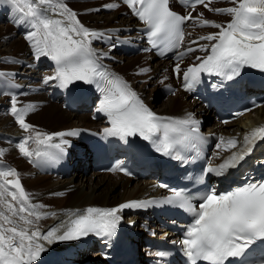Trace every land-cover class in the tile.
<instances>
[{
	"label": "snow or ice",
	"instance_id": "obj_1",
	"mask_svg": "<svg viewBox=\"0 0 264 264\" xmlns=\"http://www.w3.org/2000/svg\"><path fill=\"white\" fill-rule=\"evenodd\" d=\"M20 14L18 23L26 24L29 31L26 39L32 42L36 59L42 56L50 57L55 62V75L45 76L44 83L58 80L60 85L67 87L75 81L95 84L103 94L98 111L105 113L111 122V127L105 129L109 135L127 139L129 136L139 134L147 140H151L161 128L165 129L162 141V150L168 152L174 146V141L169 138V130L185 133V138L198 132L197 127L187 128L188 125H198V121L189 116L173 124H166L165 118L158 116L139 98L131 86L122 77L110 72L99 63L95 50L91 47V38L102 37L103 33L85 27L77 19V14L67 7L62 0L53 4V0H9ZM140 20L150 26L149 36L151 43L156 45L163 43L169 47H178L184 33L181 24L192 19L188 16L178 15L168 8L169 0H123ZM210 3L211 0H208ZM195 3L208 6L206 0H195ZM195 3L192 5L195 8ZM24 4L27 8L22 7ZM140 5V7H136ZM107 8L119 7L118 4L105 5ZM217 12H227L233 15V19L226 27L216 24L214 21L203 20V25L220 27L219 33L201 37V40L216 43L210 46V53L201 60L198 65L187 68L183 73L189 81L199 79L201 72L224 75L228 79L240 74L245 66L264 70V0H239L238 7L227 9H214ZM53 14L65 17L53 18ZM202 15V14H201ZM196 44L197 41H192ZM115 47V45H113ZM201 50L208 51L206 46L200 45ZM195 51L194 48L187 49ZM186 53H180L182 58ZM103 55H107L106 53ZM142 73L149 69H141ZM174 72L180 74V64L177 63ZM34 106L18 109L16 100L12 98L11 113L16 117L20 127L24 130L35 126L25 122V116ZM77 130L57 132L51 136L45 135L43 140L38 139L39 144H45L53 136L64 137L77 135ZM41 133L37 132L39 138ZM31 136L24 138L19 145L20 151L28 157L33 155L26 143ZM264 139V127H257L243 138V147L234 152L216 167L209 166L208 173L222 175L228 168L236 167L252 150L253 141ZM68 141H61L67 144ZM236 138H230L227 144L235 148L238 144ZM61 144L52 145L61 152L64 149ZM3 150H0V155ZM37 156L49 155L47 152L37 151ZM0 175H17L15 170L9 169L0 172ZM7 185H14L17 191L10 193L12 200H20V207L11 201L4 203L12 216H19V221L25 225H32L33 221L20 215L27 211L24 202L28 200L19 179L5 181ZM173 194L167 197L166 202L175 203L184 208L193 217V222L185 232V238L180 242L184 246L186 256L190 264L198 261L206 264H226L230 258L240 257L245 254L250 245L257 241H264V181H249L242 187L234 188L227 192L217 193L214 188L209 189L199 197H193L173 189ZM4 193L0 192V197ZM193 199H198V206ZM147 202L130 201L114 208L88 207L82 214L74 213L75 218L67 222L66 230L62 234L58 228H52L41 236L38 228L29 231L28 227L20 225L11 216L0 212V264H33L45 251L44 245L39 242L42 238L49 244L55 241H73L88 236L90 233L99 236L114 233L120 216L117 214L123 209L144 207ZM36 207V206H33ZM39 219L40 213H35ZM46 215V214H45ZM6 225H12L6 227ZM163 256L164 253H159ZM264 264V261L261 262Z\"/></svg>",
	"mask_w": 264,
	"mask_h": 264
},
{
	"label": "bare ground",
	"instance_id": "obj_2",
	"mask_svg": "<svg viewBox=\"0 0 264 264\" xmlns=\"http://www.w3.org/2000/svg\"><path fill=\"white\" fill-rule=\"evenodd\" d=\"M68 1V2H66ZM90 1V2H89ZM97 2H91V0H82L80 1H74V0H62L63 3L67 4V7L71 9L73 12L77 14V19L80 21L81 24H83L85 27L95 30V31H104L109 28H118L121 26H129L131 25L134 20L131 16H129L127 13H129V9H123L120 13L119 12H112L111 14L104 13L103 10L100 8V4L107 2L108 0H94ZM208 2V0H206ZM61 2V0L59 1ZM57 0H53L54 5L59 3ZM79 2V3H77ZM223 6L228 5L227 1L222 2ZM215 4V3H214ZM97 5V6H96ZM217 5V4H215ZM22 7H26L24 4H21ZM222 6V5H221ZM216 6V7H221ZM122 14V16H120ZM2 16H0V19ZM53 18H59L64 19L63 17L53 14ZM216 20H222L220 17H216ZM1 21V20H0ZM68 21L65 20V24H67ZM191 22H188L187 25H189ZM223 21V25H224ZM20 30V29H19ZM18 29H15L13 26H11L9 23H0V55L5 54H13V55H19V53L24 52L23 58L30 59V56L26 57V55H29L30 50L35 52L34 47L32 45H29L26 47V44L24 42V38L22 37V34L16 33L19 32ZM134 30V29H133ZM6 33V34H5ZM23 33V32H22ZM130 35H135V33H130ZM96 40L95 43L98 42V47L96 45L91 46L93 49H95L98 52V55L102 59V57L110 56L112 57V60H103V62L107 66H113V67H122L124 65H129L131 70L128 72L125 70V73H128V76H126L124 79L127 80L128 77L131 79L139 81L140 79L144 78V76H141L137 73V69L134 68V65H136L135 61H137L136 57H127L125 54L127 52H122V54H117L116 52L119 50L118 48H111V47H104L102 44V41L99 38H91ZM211 42V41H207ZM94 43V44H95ZM107 55H103V54ZM143 55V54H142ZM196 55H200L199 52L195 53ZM132 56V55H130ZM141 56V55H139ZM146 58H148L146 56ZM155 56L152 57V59L149 60H143L145 61L147 66H152V73H147L146 77L150 76H156V79H153L151 81V84L148 85L149 88L146 87V84L142 85V91L148 93V101L151 100V106L154 107L155 111H160L161 113H167V112H173L176 110H180L182 108L188 107V109H193L197 112H199V117H201V128L203 132L206 134L218 132V131H227V132H234L235 136L238 140L241 138H244V135L246 133H250L252 130H254L257 127H264V107L258 108L253 112H250L249 114L245 115L244 117L240 118L239 120L233 122L232 125L229 126H220L218 128V123L215 122V117L211 124H208L206 130H204V125L207 121V119H210L211 113H213L214 116L218 115L215 113V108L212 105V100L208 98L209 106L208 108L204 109L200 105V102L197 100H192L191 98L193 96H188L187 93L184 94L183 92L178 93L175 96H170L165 103L156 104V102L153 101L150 94L156 89L157 83H158V73L161 72V68H167L170 65V61L163 60L159 61L156 60L153 62ZM47 61H40L39 68L40 72H43L41 69H47ZM145 69V68H142ZM141 70V69H140ZM139 70V72H140ZM27 76L37 74V70H22ZM45 72H49L48 70H45ZM169 76V74H167ZM165 77V79L168 78ZM21 83H26V79H19ZM36 85L39 84L37 82H34ZM243 88L246 90V94L244 95V99H251L254 96H257L259 94H264V82H262L261 79L255 76H245ZM263 89V90H262ZM91 93V91L86 90H80V88L74 90L72 92V98L70 100V107L75 103L74 107H77L75 110L68 111L70 113H66L65 111H59L57 109L56 104L49 103L48 106L45 108H42L40 111L42 112L40 114L41 117L44 118V120L48 121H54L53 123H62L63 126L59 128H50L49 131H59L63 129H72V128H93L90 126L91 121L89 118H87V113L82 112H76L79 111L78 109L81 108L84 111L87 105L91 102L93 103V97L92 94L90 99L88 100L87 95ZM191 97V98H189ZM250 97V98H249ZM38 98H43L42 96H39ZM166 99V98H165ZM4 100V98L0 97V107L1 103ZM95 105V104H94ZM245 108V107H244ZM74 109V108H71ZM243 109V108H241ZM75 111V112H74ZM63 112V113H62ZM66 113V114H65ZM77 113H81V115L77 116ZM99 119V117H97ZM25 122L27 123V118L25 117ZM46 125V124H43ZM66 125V126H65ZM3 126H7L8 129H3ZM0 130L10 132V133H17L22 135L28 130H24L20 127L19 123L17 122L16 118L12 116H7V118L4 117L3 114H0ZM35 131V129H33ZM57 140H62L61 138H56ZM73 143H75L78 148L73 149L70 151L68 159L70 161L69 167L67 168L68 172H70L69 177L65 176L66 172H61L63 176H56V175H41L37 173L35 177L26 179L27 180V188L24 189L25 193L27 191L28 193V200L24 202V206L27 207V204H34L35 207V213H40L39 219L36 218L35 213L32 215L35 219V223L32 225H25L22 221H19V216H12V214L8 211L6 205L2 202H0V212H3L4 215L11 216L13 220H16L20 223V225L24 227H28L29 231H33L36 228L39 229L41 236L43 234H46V232L52 228H58L59 232L57 234H62L64 230H66L67 222L70 221V219H74V213L82 214L84 209H87L88 207H96L95 205L99 206H116L119 205L121 202L131 200L133 198H137L143 195H150L154 193H158L161 191L159 188H154L150 184H152L155 176H152L150 178L145 177V181H137V183H134V179L131 178H125L121 175L117 176L116 178H112L110 174H98L95 173L92 167V173L88 174L87 171L89 170L90 166L98 164L100 159L97 158V162L93 160V152L90 151V147L88 144L78 141L76 139H71ZM243 139L241 140V142ZM1 143V142H0ZM212 143L215 144L216 141L212 140ZM256 143V142H254ZM7 147L8 152L13 156L15 148L17 144H10V143H2ZM254 145V144H252ZM27 147V146H26ZM238 148V147H237ZM29 150V147H27ZM237 149L233 148L232 151H230L229 156H231ZM115 153H111V156ZM264 154V149H263ZM226 156V155H225ZM224 156V157H225ZM255 157V156H254ZM143 159V155L139 154V161L135 163V174L138 178H141V175L138 172V167L140 166V161ZM146 161H150L149 159H146ZM83 163L86 168L87 174H84V169L81 173H78V171H75V165ZM152 165L154 169L147 170L145 167H141L140 173L151 172L152 174H157L158 176H162L161 173H163L164 170L170 171V173H166V175H174L176 174L175 167H169V166H163L161 164L157 165L152 161ZM139 165V166H138ZM248 167V164H246L243 168ZM229 168L226 170L228 171ZM74 171V172H73ZM241 171V170H240ZM240 171L238 172V175L240 174ZM73 172V173H72ZM157 176V177H158ZM263 177V176H262ZM13 175H9L6 178L7 180H14ZM212 177H209L207 180V184L209 183V180ZM151 179V180H147ZM43 180H48V186L46 187L49 189L48 191H51L53 193H60V198H52L48 193H45L42 191V188H37L33 185L39 184V182ZM235 178H233L229 183H227L225 186H228L230 184H233ZM136 181V180H135ZM161 182L168 183L170 185L171 182L169 180H161ZM237 184H234L235 186ZM243 185V184H242ZM9 185H4L3 187H0V192H3V197H0V201H11L19 210L20 207V200L17 199L15 201L12 200V197L10 195L11 192H7V189ZM117 188L119 189V192H117ZM224 188L223 186L220 187V190ZM44 189V188H43ZM15 191L18 192L16 189ZM30 191V193H29ZM52 193V194H53ZM69 195V198H68ZM44 205V206H42ZM127 213H130L128 211H124L121 214V219L123 221V224H129L130 222L134 223L133 228L130 229L132 233H136V240L137 245L136 249H124L122 251V260L123 264H146V261H148L151 258H154V256L157 254L159 249H167L163 247V244L161 242H157L155 240H151L150 238L156 239L155 237H150L149 235H143L145 232L144 228L141 226V223L143 222L140 217L144 216L141 212H137L134 216L133 214H130L129 216H126ZM46 214V215H45ZM20 215H23L25 217H29V215H26L24 213H21ZM160 215L167 217L169 220H178L180 222H184L185 220L178 219L177 216L173 213H167V212H161ZM169 216H175L174 218H170ZM180 216V215H179ZM155 226L152 225V223H148L150 228L152 229L153 226L156 229V234L158 237V233L163 234L165 231L164 227H161L158 223V217L155 216ZM140 221V225L136 226V224ZM2 222V220H0ZM162 224V223H161ZM12 225H6V227H10ZM124 226V225H123ZM122 226V228H123ZM131 226H125V228L128 230ZM158 232V233H157ZM169 235V232L166 233ZM143 236V237H142ZM144 239L143 246L140 247L141 239ZM85 242L84 247L78 251L77 258L74 261H71L70 259H65L64 252L60 251L61 249H70L71 251L76 250L77 243H73V241H69L66 245H61L58 242L55 241L51 244H49L47 241H44L42 238L39 240L40 243L44 245L45 251L42 252V256L47 255L49 252L53 251L57 252L55 254V262L54 264H109L107 260H105L102 255L98 252L101 250L100 247H98L96 250L92 249L89 252H92L91 254H94L91 259L94 260V262L89 263L88 261H84V259L87 260V258H83L80 255L84 253H87L88 249H91L92 246L96 245V240L94 238H89L88 240L84 239L82 240ZM133 243V242H132ZM98 246V245H97ZM257 250H253L249 255L252 256L254 253H256ZM119 253L117 254V256ZM68 258V257H67ZM182 258H178L173 261H171V264H178L176 262L181 261ZM81 260V261H77ZM99 260L101 262H99ZM76 262V263H75ZM80 262V263H79ZM82 262V263H81ZM137 262V263H136ZM37 261H34L33 264H37Z\"/></svg>",
	"mask_w": 264,
	"mask_h": 264
},
{
	"label": "rangeland",
	"instance_id": "obj_3",
	"mask_svg": "<svg viewBox=\"0 0 264 264\" xmlns=\"http://www.w3.org/2000/svg\"><path fill=\"white\" fill-rule=\"evenodd\" d=\"M60 1V0H59ZM75 1V0H74ZM76 1H82V0H76ZM97 2V1H94V0H91V2ZM90 2V1H89ZM77 3H79V2H77ZM101 6H102V4H100ZM97 6V5H96ZM110 14V13H109ZM120 16H122V14H120ZM64 18V20H66V18L65 17H63ZM67 21V20H66ZM4 22H6V18H3L1 21H0V23H4ZM135 32V31H134ZM17 34L18 33H20L21 34V31L19 30V32H16ZM6 34V33H5ZM117 54H121L122 53V51L121 50H118L117 52H116ZM139 55H137V56H128L127 55V57H138ZM139 60H140V57H139ZM156 60H159V58L158 57H155L154 58V60H153V62H155ZM135 62H138V60L137 61H135ZM141 62V61H140ZM144 64H145V66H143V68H145V69H149V71H147L148 73H152V66L150 67H148L147 66V64H146V62L144 61L143 62ZM143 63L142 64H140L141 65V67H142V65H143ZM127 66V65H126ZM126 66H122L121 67V69H125V68H127ZM127 70V69H126ZM128 71V70H127ZM153 79H156V76H150V82H149V85L151 84V81L153 80ZM142 82H144V81H139L138 83H142ZM263 90V89H262ZM150 96H151V98L153 99V101L154 102H156V104L158 103V104H161V103H165V101L169 98H166L165 99V96H164V93L161 91V89H160V86L158 85V86H156V89L150 94ZM189 98H191V97H189ZM96 100H97V97L96 96H94V98H93V103H91L89 106H87L86 107V111L88 112V111H90L91 109H92V107H93V105L95 104V102H96ZM52 103V102H51ZM54 104H56V106H57V109L60 111H65L62 107H61V104L60 103H58L57 101H55V102H53ZM49 105V104H48ZM48 105H42L43 107H39L40 108V110L42 109V108H45L46 106H48ZM40 110H38V108L37 109H34V110H31V111H33V112H30L29 114H27V117H31V116H33V117H31V119H30V121H32V122H34L33 124H35L36 126V129H35V132H40V133H42V132H44V131H46V129L48 128V129H50V128H53L54 127V129L55 128H59V127H62L63 125V122L62 123H53L54 121H48V122H46L47 120H44V118L43 117H41L40 116V114L42 113ZM79 111H76V112H82L83 111V109H81V108H79L78 109ZM82 110V111H81ZM63 113V112H62ZM66 113H70V112H66ZM65 113V114H66ZM78 115H81V113H77V116ZM7 116H9V115H7V114H4V117L5 118H7ZM87 118H89L88 117V115H87ZM213 119H214V115H213V113H211V115H210V119H207V121H206V123H205V125H204V130H206V128H207V126H208V124H211L212 123V121H213ZM102 120V118H100L99 119V121H101ZM91 121V124H97L95 121H93V120H90ZM43 124H46V125H43ZM66 126V125H65ZM3 129H8V127L7 126H3L2 127ZM32 129H34V128H32ZM42 131V132H41ZM28 132L29 133H31L32 131H30V130H28ZM33 133V132H32ZM1 143H6V142H2V141H0ZM0 143V144H1ZM16 149H18V148H16ZM0 150H2V148H1V146H0ZM0 156H2V157H4V158H6V159H9L10 161H12L15 165H16V167H18L19 166V168H18V174H17V176H15V175H13L14 176V180L15 179H19V181H20V184H21V186L23 187V189H26L27 188V180L26 179H30V178H33V177H35V173L33 172V170H32V167H31V165L29 164V162L27 161V160H25L24 158H23V153L20 151V152H17V154H15L14 153V156H10L9 155V153H8V151H6V150H4L3 151V154L2 155H0ZM29 165V166H28ZM84 168H86V166H84L83 165V163L81 162L80 164H76L75 165V168H74V170L75 171H78V173H81L82 172V170L84 169ZM74 172V171H73ZM72 172V173H73ZM84 174H91L92 173V166H90V168H89V170L87 171V173H86V170L84 169ZM156 175V174H155ZM9 176V175H8ZM152 176H154V174H146V175H142L141 176V178H145V177H148V178H150V177H152ZM69 177V176H68ZM116 178V176H113L112 175V178ZM6 178L7 177H4V176H2V175H0V187H3L6 183H5V181H6ZM148 180V179H147ZM48 180H43V181H41V182H39V184H37V185H33V186H35L36 188L34 189V190H36L37 188H42L41 190L42 191H44L45 193H48L49 195H50V197H52V198H55V199H57V198H60L61 196V194L59 193V195H58V193H53V192H51V191H48L49 189H47L46 187L48 186ZM134 183L136 184L137 183V181H134ZM9 186H12V187H8V188H6L7 189V192H12V191H15L16 189H15V187H14V185H9ZM44 188V189H43ZM118 190H117V192H119V189L120 188H117ZM26 193H27V191H26ZM29 193H30V191H29ZM53 193V194H52ZM28 194V193H27ZM68 198H69V195H68ZM26 209H27V211H25L24 212V214H26V215H29V217H28V219H30V220H34V217L32 216V214H33V212H30L29 210H28V208L27 207H25ZM131 213H127L126 214V216H129ZM140 225V221L136 224V226H139ZM142 233H144L143 235L145 236L146 235V232H142ZM143 237V236H142ZM144 239L142 238L141 239V243H140V247H142L143 246V243H144V241H143ZM98 248V246H97V244L95 245V246H92L91 247V249H88L87 250V253H84L85 255L83 256V254L82 255H80L81 257H83V258H87V260L88 259H90V261H88L89 263H93L94 262V260L93 259H91L92 258V256L94 255V254H91L92 252H89L90 250H92V249H94V250H96ZM99 262H101L100 260H99ZM98 264V263H97Z\"/></svg>",
	"mask_w": 264,
	"mask_h": 264
},
{
	"label": "trees",
	"instance_id": "obj_4",
	"mask_svg": "<svg viewBox=\"0 0 264 264\" xmlns=\"http://www.w3.org/2000/svg\"><path fill=\"white\" fill-rule=\"evenodd\" d=\"M222 2H224V1H218V2H215V4H217L218 6H221V5H223V3ZM105 3V2H104ZM215 4L214 5H208L207 7H205V6H202V7H200V8H198V10L195 12L197 15H199V17L201 18V19H205V20H208V21H214L216 24H218L217 22L218 21H221V22H223V21H226L227 19H228V15H216L214 12H212L213 10H212V8H213V6H215ZM216 5V6H217ZM174 7H177V6H174ZM124 9V8H123ZM123 9H121L120 11H119V13L123 10ZM105 13V12H104ZM202 15H201V14ZM107 14V13H106ZM216 17H220L222 20H216ZM208 30H213V29H216V28H218V27H215V26H212L211 24L209 25V26H207L206 27ZM201 54H203V52L201 53ZM139 57H140V59H141V56H138V57H136V59L138 60V62H135L136 63V65H138L139 66V69H141V65L140 64H142V62H140V60H139ZM124 66H126V65H124ZM135 66V65H134ZM127 68H125V69H121V67H119L120 68V70L121 71H123V72H125V70L127 69L128 71H130L131 70V68H130V66L129 65H127L126 66ZM139 72V71H138ZM138 74H142V72L140 71ZM166 74H169V76H168V80H171L172 82H173V84H174V82H175V80H174V77H173V71H172V67H170L169 68V71H168V73H166ZM167 76V75H166ZM157 77H158V75H157ZM184 94H186V93H184ZM187 97H188V95H187ZM179 110H176V111H173L174 113H179L178 112Z\"/></svg>",
	"mask_w": 264,
	"mask_h": 264
}]
</instances>
